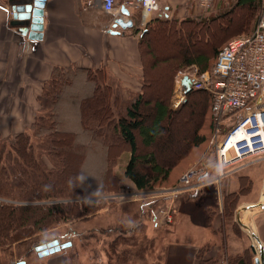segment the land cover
<instances>
[{
    "label": "trees",
    "instance_id": "obj_1",
    "mask_svg": "<svg viewBox=\"0 0 264 264\" xmlns=\"http://www.w3.org/2000/svg\"><path fill=\"white\" fill-rule=\"evenodd\" d=\"M235 5L247 8L254 14L259 9L263 11V0H236ZM211 17L206 15L176 19L156 16L144 29L141 27L143 76L141 89L135 93L124 91L119 80L110 75L104 65L96 68L75 64L55 66L38 95L39 108L33 122L12 139L0 132V264L27 263L26 258L36 251L37 246L53 238L63 240L59 234H49L48 229L56 223L90 219L108 204L98 203L97 200L101 199L96 197L91 198L90 204H85L79 198L84 191L80 190L77 181L79 171L74 168L69 154L72 150L70 142L76 140L77 136L61 121L65 98L68 97L75 108L80 103L78 122L93 141L106 146L105 155L109 160H115L112 154L123 143L128 144L129 158L124 176L138 189L152 188L155 183L165 181L170 176L173 166L170 163L164 164L153 149L160 146L170 131L175 115L181 109L171 105L173 86L170 89V82L182 67L195 66L199 74L210 70L220 49L232 38L220 47L223 40L219 41L221 37L212 32L218 24ZM150 34L154 38L162 35L165 39L175 41L173 58H167L165 63L171 59L173 62L164 72L167 76L159 77V84L155 82L154 75L149 79L147 69L149 57L152 60L157 58L151 43L145 41ZM84 82L92 84L91 95L89 91L92 88ZM154 83L157 85L154 86ZM195 93L197 96L189 109L201 103L205 108L209 101L211 112V96L204 89L192 87L187 93L186 102ZM210 119L213 122L212 113ZM195 141L200 143L204 139ZM91 144L92 148L95 144ZM139 145H142V149ZM81 151L84 152L83 149ZM247 184L250 185V182ZM245 185L241 182L238 192L225 194L222 211L225 221L235 216L237 201ZM154 202L151 200L147 203L148 215L151 214L152 218L156 209ZM130 221L133 220L128 218L125 222ZM139 224L132 222L117 226V237L108 243L109 264H137V260H146L151 240L146 235L136 234ZM129 225L130 228H125ZM93 228L98 229V226H91L90 229ZM70 230L71 234L76 232L72 226ZM108 230H111L110 226L105 229ZM126 234L131 235L124 238ZM207 249L204 246L199 250V264H216L217 260L205 258ZM70 252V260L75 263L79 254L72 255ZM247 264H253L252 259Z\"/></svg>",
    "mask_w": 264,
    "mask_h": 264
},
{
    "label": "rangeland",
    "instance_id": "obj_2",
    "mask_svg": "<svg viewBox=\"0 0 264 264\" xmlns=\"http://www.w3.org/2000/svg\"><path fill=\"white\" fill-rule=\"evenodd\" d=\"M167 1L162 5L165 7V4L169 3L170 9H172L169 12V18L181 19L184 17H205L206 15H211V20H217L216 24H218V27L215 25L217 28H214L212 32L221 37L219 41L223 40L220 47L231 37L250 33L256 25L257 18L262 13L260 9L254 14L247 8L239 7L235 5L236 0L229 3L219 2L211 10L198 8L192 0L191 2L190 0H174V3ZM161 13L165 14L164 11H161ZM226 13L229 14L225 16ZM156 16L164 17L161 14H157ZM144 27L142 26L143 29ZM140 32L142 30H139V37H141ZM145 41L151 43L152 51L157 54L156 59L152 60V57H149L150 62L147 65L149 79L154 75L156 78L155 82L159 84V77L162 75L167 76L164 72L173 62L171 59L169 63H165L167 58H173L175 41L173 39H165L162 35H156L154 38L151 34L146 37ZM200 43L201 39L198 41V44ZM183 72H186L190 77L195 75L198 79H201L200 77L202 76L197 73L195 66H187L179 69L174 79L170 82V89L173 86L170 98L171 105L174 108L181 109L175 115L170 131L166 133L167 136L162 140L160 146H155L153 149H155L159 159L164 164L170 163V166L173 167L170 176L165 181H159L152 188L148 189H138L129 178L124 176V168L129 158L128 144L123 143L112 154L115 156V160H109L106 157L107 154L105 155L106 146L99 144V141H93L91 135H88L89 133L78 122L79 110L75 108L68 97L64 99L65 111L63 112V117H61L63 120L61 121L64 122L69 130L74 131L77 136L75 138L77 141L72 140L70 142L72 150L69 154L75 166L74 168L79 171L78 176L80 174L87 176L85 183L81 186L79 184L80 190L84 191L82 192V196L84 194H91V198L96 197L101 199L97 200L98 203H102V205L104 204L103 202L108 203L104 209H100L97 215L90 219L59 222L51 229H48L49 234H59L61 239H63H59L61 242L72 241L73 245L69 246L72 248L70 250L68 249L69 247L64 249L71 251L72 255L74 253L80 254L79 262L83 260L84 264H91L93 262L109 264V242L117 237L118 232L115 230L117 226H120L122 223L140 222L141 224H139L136 234L140 236L146 235L151 240V246L149 251L146 252V260H137V264H164L163 257L167 253L166 245L177 238L176 235L179 234L177 233L179 227L181 230H186L187 228L194 229L195 227L201 230L202 233L200 232L199 234L202 238H204L203 232L210 230V218L206 222V217L212 211V207H205L207 204H210V206L217 204L219 197L216 198L215 192H209L207 195V192L210 191L206 189L209 182L212 180L213 186L219 187L223 180L233 175H238L241 172L238 169V165L250 159H260L264 164V156L262 155L249 157L230 167L228 174L223 176L221 180H216V177H218L216 144L242 113L239 111L230 112L227 116L228 119L219 124L216 129V126L210 119L209 101L206 103L205 108L204 106L202 107L201 103L200 106L189 109L191 103L195 101L194 99L197 94L191 95L186 102L187 94L179 87ZM130 80L131 84L134 85L135 80L133 78ZM15 83L10 79L0 83V132L8 139L14 138L18 132L29 126L33 122L39 108L38 95L40 93L38 94L37 92L39 89L36 87L22 89L16 87ZM157 84L154 83V86ZM92 92L93 89L89 91V94L91 95ZM128 92L135 93L131 89ZM197 93L201 94L200 92ZM68 129L66 128L65 130ZM202 138L204 139L203 142L199 143V141H195L202 140ZM91 143L95 144L92 148L93 144ZM139 146L142 149V145ZM110 172L112 174L115 173L116 176L113 177L112 174L108 176ZM186 174H190L191 182H202V187L172 195L174 193L173 190L184 186L182 178ZM262 176H264V170ZM205 180H208V183L205 184ZM242 182L246 184V188L241 192L248 194L253 187L252 181L249 177H243ZM248 182H250V185L247 184ZM200 194L202 195L201 197L199 196ZM225 196V194L222 196L223 205ZM108 197L112 199L109 200ZM78 199L76 198V200ZM151 200L155 201L153 206L159 211L161 209H166L167 211L170 209L169 214L173 215L172 221L168 219L167 212L161 213V211V218L153 220L151 214L148 215L147 211V203ZM202 209L204 212H202ZM175 216H177L176 222ZM128 218L133 221L125 222ZM190 218L194 221L196 220V222H201L200 224L202 225L195 223ZM188 219H190L194 227L188 224ZM236 221L238 219L236 218L235 220V216H233L232 219L225 222L234 223L233 227L237 231L239 227L237 223L235 224ZM71 226L76 230L75 233L71 234ZM91 226H98V229H90ZM109 226L111 230L105 231ZM130 226H125V228H130ZM129 235L131 234H126L124 238H129ZM38 256L36 251L32 252L26 258L28 262L25 264H40ZM237 259H246V263H249L252 259L250 249H244L236 258L230 259L229 264H232L233 260Z\"/></svg>",
    "mask_w": 264,
    "mask_h": 264
},
{
    "label": "crops",
    "instance_id": "obj_3",
    "mask_svg": "<svg viewBox=\"0 0 264 264\" xmlns=\"http://www.w3.org/2000/svg\"><path fill=\"white\" fill-rule=\"evenodd\" d=\"M160 1L161 4L166 3V0ZM13 2L14 0H0V83L10 79L16 82V87L22 89L38 88L39 94L55 66L75 64L79 67L96 68L104 65L127 93L129 89L134 92L141 89L143 53L137 31L141 30L142 25L137 23V19L140 21L138 13L129 16L134 21L133 27L114 33L109 29L113 16L95 4L88 5L86 0H46L43 37L32 40L28 35H23L18 27L11 26ZM168 4L165 5L169 6ZM134 28H137L136 31ZM131 78L135 80L134 85L131 84ZM84 83L93 89L92 84ZM79 105L78 102L76 109ZM238 166L241 170L238 175L223 180L219 187L213 186V182H209L206 187L210 190H207V195L215 192L216 198H219L217 204H207L205 207H212V211L206 217V222L210 218L211 227L209 231L203 232L204 238L199 234L201 230L192 226L190 219H193H188V224L194 229L181 230L179 227L177 238L166 245L164 264H199L197 254L204 246L208 247L205 258L217 260L216 264H229L230 259L236 258L246 248L250 249L255 263L256 254L252 252L251 246L254 244L255 247L264 249V205H256L264 200V164L260 159H250ZM243 177H249L253 187L248 194L242 192L239 195L235 220L239 212L259 241L253 240L250 232L238 221L235 222L239 227L238 232L233 227L234 223L223 222L222 196L238 192ZM251 205L252 208L247 209ZM176 218L177 216L175 222ZM194 222L201 223L196 220ZM39 259L40 264H84L83 260L79 262L80 254L75 263L71 262L68 249ZM232 264L247 263L246 259H237Z\"/></svg>",
    "mask_w": 264,
    "mask_h": 264
},
{
    "label": "built area",
    "instance_id": "obj_4",
    "mask_svg": "<svg viewBox=\"0 0 264 264\" xmlns=\"http://www.w3.org/2000/svg\"><path fill=\"white\" fill-rule=\"evenodd\" d=\"M192 1L198 8L210 10L217 3L230 0ZM86 2L88 5L99 6L102 11L111 14L113 19L118 16L127 19L133 13H138L142 26H145L152 16L161 14L168 17L172 11L170 6L163 7L160 0H86ZM123 8H127L130 14L126 15ZM113 19L109 27L113 24ZM195 68L198 73L197 67ZM185 75L187 73L183 72L181 79ZM201 75V79L195 75L191 77L192 87L204 89L210 94L211 113L216 129L228 119L230 112L242 113L216 144L218 181L228 174L230 167L244 159L264 156V0L263 11L254 29L250 33L232 37L218 52L211 69ZM179 87L184 90L181 81ZM182 181L184 186L173 190L172 195L202 187V182L190 181V174L184 175ZM204 183H208V180ZM169 210L160 211L167 212L168 219L172 221L173 215L169 214ZM160 211L157 209L153 211V220L161 218Z\"/></svg>",
    "mask_w": 264,
    "mask_h": 264
},
{
    "label": "water",
    "instance_id": "obj_5",
    "mask_svg": "<svg viewBox=\"0 0 264 264\" xmlns=\"http://www.w3.org/2000/svg\"><path fill=\"white\" fill-rule=\"evenodd\" d=\"M46 5V0H14L12 3V19L11 26L18 27L19 31L23 35H28V38L32 40H38L43 37V29H44V8ZM123 12L126 15H129L130 12L127 8H123ZM113 27H119L120 30H113L114 33H120L121 31H125L127 28L134 26V21L132 18L125 19L122 16H118L113 19ZM184 93H188L192 89V79L189 75H185L181 79ZM256 205H264V200L260 204ZM253 205L247 206L248 208H252ZM238 221L250 232V235L253 239L259 241L258 237L255 235L253 229L250 225L245 223L241 217V215L237 214ZM71 246V242H61L59 239L49 240L39 246L36 247V251L40 257L53 254L58 252L66 247ZM252 252L256 254L254 259L255 264H264V249L257 248L253 244L251 246ZM19 264H25L24 261H21Z\"/></svg>",
    "mask_w": 264,
    "mask_h": 264
},
{
    "label": "clouds",
    "instance_id": "obj_6",
    "mask_svg": "<svg viewBox=\"0 0 264 264\" xmlns=\"http://www.w3.org/2000/svg\"><path fill=\"white\" fill-rule=\"evenodd\" d=\"M87 179V176L83 175V174H80L78 177H77V181L79 182L80 186L83 185L85 183ZM83 203L85 204H90L91 203V194H86L84 196H80L79 197Z\"/></svg>",
    "mask_w": 264,
    "mask_h": 264
},
{
    "label": "flooded vegetation",
    "instance_id": "obj_7",
    "mask_svg": "<svg viewBox=\"0 0 264 264\" xmlns=\"http://www.w3.org/2000/svg\"><path fill=\"white\" fill-rule=\"evenodd\" d=\"M109 29L112 30V31H113V30H116V29H117V30H120L119 27H113V25H111V27H110Z\"/></svg>",
    "mask_w": 264,
    "mask_h": 264
},
{
    "label": "bare ground",
    "instance_id": "obj_8",
    "mask_svg": "<svg viewBox=\"0 0 264 264\" xmlns=\"http://www.w3.org/2000/svg\"><path fill=\"white\" fill-rule=\"evenodd\" d=\"M264 197V196H263ZM244 219V218H243Z\"/></svg>",
    "mask_w": 264,
    "mask_h": 264
}]
</instances>
